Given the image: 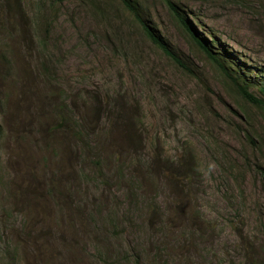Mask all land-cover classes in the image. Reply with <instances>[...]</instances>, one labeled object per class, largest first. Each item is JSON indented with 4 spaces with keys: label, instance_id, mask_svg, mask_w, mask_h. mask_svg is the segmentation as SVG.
<instances>
[{
    "label": "rangeland",
    "instance_id": "obj_1",
    "mask_svg": "<svg viewBox=\"0 0 264 264\" xmlns=\"http://www.w3.org/2000/svg\"><path fill=\"white\" fill-rule=\"evenodd\" d=\"M132 1L183 66L122 0H0V264H264V0Z\"/></svg>",
    "mask_w": 264,
    "mask_h": 264
},
{
    "label": "trees",
    "instance_id": "obj_2",
    "mask_svg": "<svg viewBox=\"0 0 264 264\" xmlns=\"http://www.w3.org/2000/svg\"><path fill=\"white\" fill-rule=\"evenodd\" d=\"M122 1L125 4V6L130 11H132V13L136 17V19L142 24L146 34L151 39V41L155 45H157L161 50H163L167 56L172 57L175 61L178 62V64L180 66H183L182 62L179 59H177L176 56L174 55V53L168 48V46L164 42L163 38L161 36H158L156 34L155 30L152 27H150L148 24L145 23V20H143V17L140 16L139 13L137 12V9L134 5V2L132 0H122ZM170 8H171V11H172L175 19L179 23V25L188 33V35H190L193 42L199 47V49H201L212 62L216 63L224 72H226L228 74L226 67H225V64L223 63L221 57H219L215 53L214 48L212 47L211 44L210 45L207 44L202 38H200L198 36L193 25L189 22V19L187 17L188 15H186L182 10H180L176 5H174L172 3H170ZM224 53H225V54H223L224 56L231 58L230 54H227V52H224ZM0 55L4 56L3 51L0 52ZM233 82L235 83L236 81L233 80ZM239 90H240L242 96L244 97V99L246 101H248L249 103H251V104H253L259 108L264 107V101L259 100L256 97H254L252 94H250L248 92L247 88L239 86ZM262 92H264V87L262 88Z\"/></svg>",
    "mask_w": 264,
    "mask_h": 264
}]
</instances>
